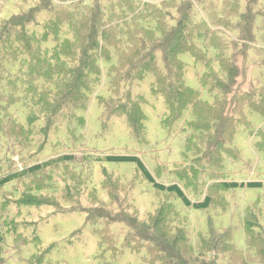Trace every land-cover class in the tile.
<instances>
[{
    "label": "rangeland",
    "instance_id": "rangeland-1",
    "mask_svg": "<svg viewBox=\"0 0 264 264\" xmlns=\"http://www.w3.org/2000/svg\"><path fill=\"white\" fill-rule=\"evenodd\" d=\"M112 1L73 3L96 7L114 5ZM207 1H179L168 23L177 26L189 12L194 24L206 21L205 27H197L207 39L194 40L205 51L198 53V59L221 74L216 75L223 79L221 87L206 79L211 74L205 76V65L191 54L181 59L186 65L185 84L200 93L199 101L210 107L222 102L227 106L225 116L209 128L190 129L188 115L172 125L164 100L152 92V76L122 85L119 94L108 86L110 94L107 88H98L83 116L59 121L54 130H42L41 119L29 124L31 101L25 103L19 96L12 107L9 100L0 102V178L9 181L0 191V264H147L143 260H150L147 252L128 247L130 236L146 237L133 221L149 226L162 216L170 221L172 237L178 230L187 233L194 252L201 240L210 239L206 238L210 231L217 234L229 229L232 246L245 250L242 223L249 212L262 211L264 225V20L256 19L257 14L264 15V1ZM40 4L46 7V0H0V29L24 19ZM43 18L45 14L40 13L38 22ZM215 34L223 36L213 41ZM8 45H15L26 65L18 60L7 63V72L19 76L20 86L29 87L25 50L18 41ZM220 55L224 68L218 61ZM163 57L157 56L161 71L170 70ZM18 79L13 80L15 84ZM101 90L104 98L100 99ZM4 91V96L10 92ZM129 94L132 100L142 96L146 101L144 138L135 137L125 117L109 116L114 110L110 99L122 111ZM244 101L247 104H241ZM12 117L28 140L20 132L18 137L12 134ZM216 124L223 132L215 129ZM217 131L221 132L218 148L212 145L216 141H198L213 138ZM172 249L168 255L172 260L190 264L186 251L181 257ZM201 258L200 264L215 260L213 252Z\"/></svg>",
    "mask_w": 264,
    "mask_h": 264
},
{
    "label": "trees",
    "instance_id": "trees-1",
    "mask_svg": "<svg viewBox=\"0 0 264 264\" xmlns=\"http://www.w3.org/2000/svg\"><path fill=\"white\" fill-rule=\"evenodd\" d=\"M74 1L76 0H46V7L40 8L43 6L41 3L24 19L7 24L0 29V102L9 100L8 106L11 104L12 107L18 101L19 96L25 103L31 101L33 111H30L27 116L29 124L41 119L43 121L42 130H54L59 121H69L83 116L88 109L92 95L98 88L108 86L109 90L119 94L123 88L122 85L141 83L147 76H152L155 79L152 92L164 100L169 114L168 120L172 125L188 115L190 121H186V125L190 129H206L212 125L211 123L225 116L227 107L225 103H212V107L209 104L205 105L199 101L200 93L185 84L186 65L181 59L184 54H191L197 63L205 65L208 70L205 76L211 74L206 79L210 80L213 85L220 88L219 83L223 79L216 76L221 75L219 72L214 68L210 69L209 65L198 59V53L205 51L199 48L196 41L207 39V35L201 33L197 26L204 25L205 27L206 21L201 20L203 21L201 24H194L189 12L188 16H182V21L180 18L177 26H171L168 23L170 15L175 17L174 8L181 0H147V3L143 0H113L114 5L99 3L96 7L83 5L81 2L73 3ZM108 1L110 0H103L105 3ZM187 2L184 1L185 4ZM60 3L70 4L59 6ZM211 3L213 4L211 0H208L206 4ZM204 8L201 7L202 10H207ZM193 10L195 11L194 8ZM40 13L45 14L41 23L37 20ZM256 16V19L264 20V15L257 14ZM226 27L231 30L230 25ZM34 28L36 30H33ZM254 28V32L259 30L257 25H254ZM221 35L215 34L213 41ZM195 39L197 40L194 41ZM210 39L212 41V37ZM11 41L13 44L16 41L21 42L25 50L24 57L28 58L26 59L27 66L30 69L29 87L20 86L19 76L7 72V63L18 60L19 64L26 65L25 60L22 63L23 54L18 52L15 45L12 47L8 45ZM51 44L53 47L49 48ZM47 45L49 47H46ZM8 47L10 49L8 53H5ZM209 47L213 48L211 42ZM161 55L164 56L162 58L164 65L168 64L170 70L165 68L161 71L157 59V56L161 57ZM224 60L220 55L218 61L222 68H224ZM225 65L229 66L226 63ZM161 74L163 77H160ZM205 76L201 78L202 87L207 83L203 79ZM17 79L15 84L13 80ZM4 82H7L5 88ZM108 88L106 92L110 94ZM4 89L10 91L7 96H4ZM102 93L101 90L98 98H104ZM127 99L129 103H124L126 107L121 108L122 111L116 110L112 106L115 100L110 99L112 102L110 107L114 110L109 116L125 117L135 137L144 138L142 134L145 124L143 106L146 101L142 96L132 100L131 94ZM241 104L247 103L244 101ZM33 112L36 113L35 116ZM48 114L56 115L51 119L47 117ZM11 122L15 125L12 134L18 137L20 132V137L26 138L24 130L19 131L14 117L11 118ZM217 128L223 132L218 124L215 125V129ZM220 139L221 132L217 131V135L213 138H203L198 141L204 143L216 141L212 145L218 148L221 144ZM8 182L0 178L1 192ZM261 212L252 210L243 220L245 250H238L232 246L234 245L233 234L232 229H229L217 234L210 231V234L206 236L210 239L201 240L198 251L194 252L187 233H184V230H178L172 237L171 229H169L170 221L164 220L163 216L156 223L149 222V226L140 221H133L137 223L134 227L140 229V234L146 237L136 238L140 236L139 233L130 236L131 245L128 247L131 249L140 247L142 251L147 252L150 260L143 257L147 264H180L177 261L179 258L172 260L168 256L171 247L175 248L172 252L175 251L181 257L186 251L187 258L191 259L190 264H200L198 261L207 252L214 253L213 264H264V225L261 224ZM179 241L183 243L182 246H179ZM211 244H215L214 248L206 250L205 247ZM223 257H225L224 260H222Z\"/></svg>",
    "mask_w": 264,
    "mask_h": 264
}]
</instances>
